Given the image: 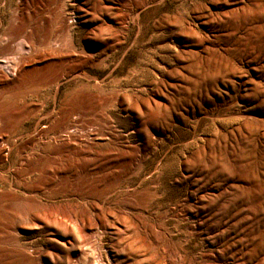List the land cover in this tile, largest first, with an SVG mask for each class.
I'll list each match as a JSON object with an SVG mask.
<instances>
[{"label":"rangeland","instance_id":"obj_1","mask_svg":"<svg viewBox=\"0 0 264 264\" xmlns=\"http://www.w3.org/2000/svg\"><path fill=\"white\" fill-rule=\"evenodd\" d=\"M0 73V264H264V0H0Z\"/></svg>","mask_w":264,"mask_h":264},{"label":"bare ground","instance_id":"obj_2","mask_svg":"<svg viewBox=\"0 0 264 264\" xmlns=\"http://www.w3.org/2000/svg\"><path fill=\"white\" fill-rule=\"evenodd\" d=\"M61 48V47H60ZM18 49L22 50L21 45H18ZM74 54V53H73ZM72 56V55H71ZM51 57H63L62 56V52L60 51L59 48H55V49H50L46 52V39H40V40H32V43L29 47V50L27 52H19V56L18 59L15 61L13 67L14 70H16V72H22L25 65L27 63H29L30 61L33 60H37V59H46V58H51ZM15 72V71H14ZM7 77L4 73H0V81L2 82H6ZM16 113V112H15ZM21 110L19 113H16V115H14V113H11L12 116L10 117H1L0 116V120L3 121H8L10 123H13L14 121H17L21 116ZM70 123L67 124V128H70ZM82 135L76 134V133H72V132H67L64 135H60L58 136V140L61 141H70V142H74V143H81L84 140V135L83 137H81ZM54 141V140H53ZM58 142V141H57ZM33 157V156H32ZM38 157V156H37ZM30 158V157H29ZM27 158V159H29ZM35 158V157H34Z\"/></svg>","mask_w":264,"mask_h":264}]
</instances>
